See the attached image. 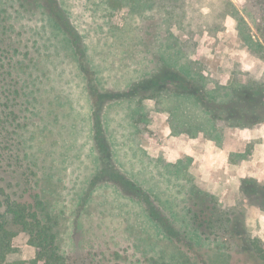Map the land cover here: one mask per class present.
<instances>
[{
  "label": "rangeland",
  "instance_id": "374dc122",
  "mask_svg": "<svg viewBox=\"0 0 264 264\" xmlns=\"http://www.w3.org/2000/svg\"><path fill=\"white\" fill-rule=\"evenodd\" d=\"M38 1L5 24L24 26L38 63V194L61 251L75 264H264V61L220 17L223 0L174 19L180 42L204 25L191 52L231 93L200 105L183 96L205 94L174 64L155 7ZM229 1L242 12L245 0Z\"/></svg>",
  "mask_w": 264,
  "mask_h": 264
},
{
  "label": "trees",
  "instance_id": "16d2710c",
  "mask_svg": "<svg viewBox=\"0 0 264 264\" xmlns=\"http://www.w3.org/2000/svg\"><path fill=\"white\" fill-rule=\"evenodd\" d=\"M38 2L0 0V264H7L12 254L27 256L15 264H75L72 257L61 251L58 221L38 194V63L34 62V57L29 58L25 54V49L29 47L18 40V30L24 26H18V21L5 24L10 19L19 20L26 15H34L38 11ZM105 2L112 7L118 0ZM126 2L122 4L124 8L142 12L155 7L165 17L170 34L167 40L170 57L176 66L180 64L185 77L205 94L202 99L190 93L183 95L187 102L193 99L195 104L200 105L205 99L212 101L219 96L231 95L225 93L219 79L214 80L212 75L202 70L199 55L191 52L198 44L195 36L203 37L205 33L204 25H200L196 33L190 32L185 41L175 39V16L191 9L194 0ZM223 2L220 17H235L236 36L241 46L253 57L264 61V0H245L241 13L229 0ZM220 29V25L212 27L213 31ZM61 30L66 33L63 27ZM27 54L30 55L29 49ZM157 97L161 98L159 94ZM231 100L230 97L228 103ZM220 122L223 121L217 117L208 120L213 129L218 128ZM91 263L99 262L92 260ZM140 264L172 263L147 259Z\"/></svg>",
  "mask_w": 264,
  "mask_h": 264
},
{
  "label": "crops",
  "instance_id": "0c3cea01",
  "mask_svg": "<svg viewBox=\"0 0 264 264\" xmlns=\"http://www.w3.org/2000/svg\"><path fill=\"white\" fill-rule=\"evenodd\" d=\"M133 134V133H132Z\"/></svg>",
  "mask_w": 264,
  "mask_h": 264
}]
</instances>
